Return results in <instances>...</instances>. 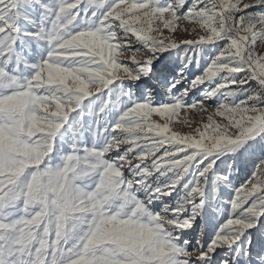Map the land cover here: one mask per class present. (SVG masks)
Returning a JSON list of instances; mask_svg holds the SVG:
<instances>
[{
  "label": "snow or ice",
  "instance_id": "1",
  "mask_svg": "<svg viewBox=\"0 0 264 264\" xmlns=\"http://www.w3.org/2000/svg\"><path fill=\"white\" fill-rule=\"evenodd\" d=\"M0 264H264V0H0Z\"/></svg>",
  "mask_w": 264,
  "mask_h": 264
}]
</instances>
